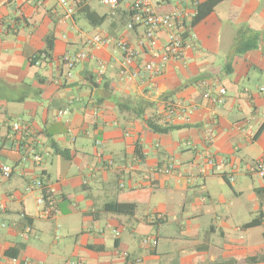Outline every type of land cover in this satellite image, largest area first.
<instances>
[{
    "label": "crops",
    "instance_id": "crops-1",
    "mask_svg": "<svg viewBox=\"0 0 264 264\" xmlns=\"http://www.w3.org/2000/svg\"><path fill=\"white\" fill-rule=\"evenodd\" d=\"M92 1L90 10L106 18L98 27L78 12L65 18L56 0H0V162L13 168L10 178L0 175V264H264L254 261L264 257V179L250 171L264 158V0L219 4L191 27L194 44L185 61L168 65L152 81L122 78L114 47L93 51L68 75L63 57L87 50L86 39L96 33L133 46L141 34L126 29L132 1L122 0L115 14ZM248 30L258 34L257 48L235 55V41ZM48 38L54 49L47 53ZM148 60L141 57L136 67ZM220 88L226 90L223 103L216 101ZM169 105L196 110L166 124ZM67 109L62 120L55 119ZM152 117L182 128L155 134L145 124ZM8 120H21L26 128L15 132ZM207 126L216 132L211 144L203 137ZM204 150L216 163L203 170L198 157ZM170 160L174 171L164 175ZM231 175L240 190L229 209L226 193L211 185L233 189L226 181ZM38 179L57 206L55 217L41 219V191L27 190ZM110 203H134L137 210L131 217L108 213ZM209 203L225 209L205 210ZM143 207L147 215L141 219ZM156 215L165 220L153 221ZM257 218L260 226H246ZM38 221H45L43 231ZM57 230L65 235L55 251L44 240L51 233L60 239ZM144 238L157 246L142 245Z\"/></svg>",
    "mask_w": 264,
    "mask_h": 264
},
{
    "label": "built area",
    "instance_id": "built-area-1",
    "mask_svg": "<svg viewBox=\"0 0 264 264\" xmlns=\"http://www.w3.org/2000/svg\"><path fill=\"white\" fill-rule=\"evenodd\" d=\"M12 1L16 5L24 0H5ZM58 5L64 8L65 18H72L77 9L85 4L88 0H56ZM100 3L108 7L111 14H115L121 2L120 0H99ZM201 0H134L129 4V21L126 29L130 32L141 30L136 46L125 39L115 38L103 32H98L89 37L85 41L87 50H83L77 54L66 55L62 62L66 65L69 76L70 71L80 63L86 61L93 51H98L103 48L114 47L120 54L119 74L122 78H141L150 81L162 76L166 71L168 65L172 63H183L185 61L186 51L193 47L194 34L191 32L192 22L198 14V6ZM157 7L170 8L169 11H158ZM147 56L149 60L144 66L139 69L136 67L138 60ZM36 58V57H35ZM37 59V58H36ZM102 70L105 65H102ZM260 94L264 97V87L260 88ZM226 90L220 88L216 101L218 103L224 102ZM196 107H186L183 105H169L165 110V123H169L176 117H189ZM68 109L59 111L56 114V120H62L67 114ZM10 128L19 132L22 131L25 125L21 120H8ZM203 137L206 144L214 142L216 132L211 126H207L203 131ZM35 162H40L38 155L31 157ZM27 157L23 158L27 161ZM198 161L204 167L213 166L216 163L214 158L207 150L200 153ZM223 165L228 163V160H223ZM175 168V162L169 161L167 166L161 170L164 175H170ZM250 171L264 179V158L254 162L250 166ZM13 174V168L0 162V175L3 178H10ZM230 183L235 181L234 176L228 178ZM40 190L41 194L37 198V205L40 209L39 216L41 219H49L58 215L57 206L51 202L47 195V190L42 180H36L30 187L27 188L29 192ZM165 220L162 215H156L153 218L155 222ZM31 229L25 230L24 236L28 237ZM117 236L118 232L115 233ZM157 241L153 240L152 245L157 246ZM123 257L128 258V253H123ZM64 264H83L80 260H68Z\"/></svg>",
    "mask_w": 264,
    "mask_h": 264
},
{
    "label": "trees",
    "instance_id": "trees-1",
    "mask_svg": "<svg viewBox=\"0 0 264 264\" xmlns=\"http://www.w3.org/2000/svg\"><path fill=\"white\" fill-rule=\"evenodd\" d=\"M122 0H120L121 2ZM225 0H204L201 2L198 6V14L194 18L192 22V26L195 27L202 21H204L207 17H209L215 10V8L224 2ZM77 12L82 14L84 18L94 27L101 26L106 18L99 16L96 12L90 10L88 5H83L77 9ZM127 26V24H126ZM247 35H239L237 40L235 41V45L233 46V53L235 55H241L247 51H251L253 49L257 48V42L259 40V36L257 33H254L250 30L247 31ZM53 39L48 38L47 39V53L53 51L54 47L52 45ZM228 70H226V73H230L231 66L228 65ZM25 99V98H24ZM118 105L121 107V103L118 102ZM145 124L147 127L154 132L155 134L159 135H166L173 131H176L178 129H181L182 126H172V125H161L159 124L158 117H152L145 120ZM137 155L141 159H143L142 154L137 148ZM55 153L57 155L62 156L63 158H69L66 151L60 150L59 148L55 147ZM226 179V178H225ZM226 181L231 184L227 179ZM137 210V205L134 203H110L107 204L105 207V211L108 213L116 214V215H124V216H133L135 215V212ZM262 224V221L260 218H257L256 220L252 221L248 225H246L248 228L258 227ZM254 261L258 262H264V257H258Z\"/></svg>",
    "mask_w": 264,
    "mask_h": 264
},
{
    "label": "rangeland",
    "instance_id": "rangeland-1",
    "mask_svg": "<svg viewBox=\"0 0 264 264\" xmlns=\"http://www.w3.org/2000/svg\"><path fill=\"white\" fill-rule=\"evenodd\" d=\"M130 1L133 2L134 0H130ZM97 4H101L99 0H93L92 1V5H94V7H97ZM59 7H61V6H59ZM62 9L64 10V8H62ZM64 14H65V10H64ZM82 24L85 25L87 27V29H90V26L88 25V23L84 19L82 20ZM80 25H81V23H80ZM246 179H247V182L249 184L252 182L249 178L246 177ZM211 186H212L213 191L215 193H218L219 194V193H221V191H224V193H226L227 198H228V199H226V203L228 205V208L229 209H232V205L234 204V201L233 200L235 198L234 197L235 196V193L240 190L239 189L240 188V183H236V184L233 183V189H231L228 185H226L224 187V190H222L220 187H218V186H216L214 184L211 185ZM239 194H241V193H239ZM216 195L217 194H215V196H213V199H216V197H217ZM240 202H242L243 204H246V206H250V202H249V200H247V196L245 194H241ZM224 205L225 204H222V203H214V204L209 203V204H207L205 206V210H207V209H209V210L216 209V212L220 213L221 212V209H225V206ZM137 214H138L139 218L144 219V217L147 215V209H146V207H143V208L139 209V211H138ZM44 224H45V221H38V226L41 228L42 231H43ZM50 224L52 226H54V222H50ZM169 224L172 225V224H174V222L169 223ZM175 224H178V223L175 222ZM163 226H167V225H163ZM153 228L156 230V226L155 225H153ZM155 230L153 231V233H155ZM56 233H57V236L60 239H55V237L51 233V235H47L50 239L49 240L48 239H45L44 240L46 246L47 247H51L55 251L59 250L58 247L60 245H62L61 237L65 235V233L63 231L61 233V230H57ZM67 239L70 240L71 238H67ZM152 242H153V238H144L142 240V245H147L150 248H154V247H152L153 246L152 245Z\"/></svg>",
    "mask_w": 264,
    "mask_h": 264
}]
</instances>
